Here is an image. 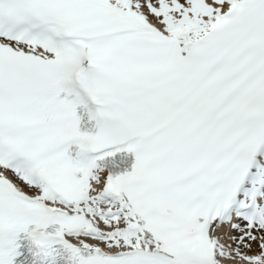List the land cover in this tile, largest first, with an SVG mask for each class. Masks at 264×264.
<instances>
[{
	"label": "snow or ice",
	"instance_id": "obj_1",
	"mask_svg": "<svg viewBox=\"0 0 264 264\" xmlns=\"http://www.w3.org/2000/svg\"><path fill=\"white\" fill-rule=\"evenodd\" d=\"M0 264H264V0H0Z\"/></svg>",
	"mask_w": 264,
	"mask_h": 264
}]
</instances>
